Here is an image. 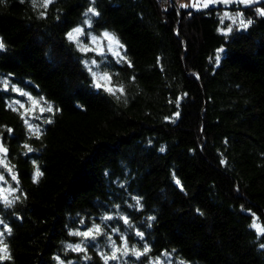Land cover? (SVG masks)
<instances>
[{
    "label": "trees",
    "instance_id": "trees-1",
    "mask_svg": "<svg viewBox=\"0 0 264 264\" xmlns=\"http://www.w3.org/2000/svg\"><path fill=\"white\" fill-rule=\"evenodd\" d=\"M41 3L0 0V82L10 85L0 83V144L17 186L11 205L0 203L11 229L0 264L79 260L70 233L106 221L120 228L121 217L153 258L264 264V234L250 226L255 218L264 227V0L179 12L171 0ZM90 7L99 14L85 16ZM225 13L252 23L240 28ZM85 21L123 45L127 62L103 66L123 95L94 89L67 39ZM12 85L53 107L38 133Z\"/></svg>",
    "mask_w": 264,
    "mask_h": 264
},
{
    "label": "rangeland",
    "instance_id": "rangeland-1",
    "mask_svg": "<svg viewBox=\"0 0 264 264\" xmlns=\"http://www.w3.org/2000/svg\"><path fill=\"white\" fill-rule=\"evenodd\" d=\"M166 1V0H165ZM262 0H258V2H260ZM257 2V3H258ZM194 3H203V0H178V6L180 8H191V9H195V10H204L207 9L209 7H213V6H231V5H243L239 2H233V3H229V4H224V3H216V4H211L209 5V7L204 8V7H192L191 5ZM181 5H189L188 7H181ZM82 29H84V35L80 37V41L93 49L97 48V45L93 44L91 41V37L95 36L98 39L99 42V47L101 49H103L102 52H98V51H89V52H81L78 48V50L84 54V58H85V66L87 64L86 69L88 70L90 76H91V80H92V84L94 89H103V88H97L94 86V81H93V76L91 74V72L89 71V68H91L93 71H96L98 74H104L106 72H104L103 70V66L109 62L110 60H114V61H122L120 57H124V48H116V51L119 52V56L114 55L111 51L108 50V41L102 38V34L104 32H100V33H96L93 30H91V26L90 23H84L83 26H78ZM75 44V43H74ZM121 44V43H120ZM75 46L77 47V45L75 44ZM95 61V64H93L92 62ZM23 91V90H21ZM25 92V91H23ZM17 93V92H16ZM27 93V92H26ZM18 95V99L16 100V104L18 106V109L20 112H24L26 113V118L28 119L29 123L33 126L34 129H39V123L41 122V118L42 115L47 112V111H40L41 108H46L49 104L43 102L40 99H35L38 101V107L33 109V105L31 103V101L28 99V96H23L20 95L19 93H17ZM30 96V94H29ZM33 98V97H32ZM34 99V98H33ZM19 102V103H17ZM20 104L24 105V108H20ZM28 109H32L31 112H27L26 110ZM33 132V131H31ZM0 158H4L1 154H0ZM4 163L8 165V167L11 168V166L7 163L6 159H4ZM12 169V168H11ZM0 175H3L4 179L0 180V193H2L3 196H6L8 200L13 201L14 199V194L17 191V186L15 187V183L16 180H13L12 176L14 175L13 171L9 172L3 165H0ZM14 191H11L13 190ZM5 190H9V191H5ZM1 204L5 203L0 200ZM1 221V220H0ZM122 224L120 225V228L118 227H114L111 226L110 224H108V222L106 221V228H102V232L100 235H97L95 237V239H85L82 236H77L78 238H80V245L81 247L84 249V251L82 252H77L76 253H80L81 258L79 260H73L72 262L69 263H65V264H95L94 259H93V255L97 256L98 258V264H105L104 259H102V254L108 255L110 256L112 254L113 251V242L115 243L116 247H121L123 244V241H127V244L129 246V249H131V247L135 246L136 249L138 251H143V246L141 244L142 239L141 237L137 236L136 233L137 231L134 230L132 228V225L129 223L125 224L124 220L122 219ZM94 224H91L88 228H84L85 231H87L88 229L92 228ZM140 225L143 226L145 225V223L140 222ZM6 231V227L3 223H0V232H3V239H4V233ZM123 237V240L121 239ZM99 238H101V240L99 241ZM136 238H140V241H136ZM142 247L141 249H139V247ZM90 247L93 249V251L96 253H94L91 250V253L89 251ZM89 253L91 254V258H89ZM2 254V253H0ZM119 256V259L117 260H109L108 264H155V261L157 259H159L160 264H188L180 259H178L177 257H175L173 255V253H161L160 256L153 258L151 257L149 254H147L146 256H141L139 258H137L135 255H132L131 252L129 251V253L127 255H120L119 253L117 254Z\"/></svg>",
    "mask_w": 264,
    "mask_h": 264
},
{
    "label": "snow or ice",
    "instance_id": "snow-or-ice-1",
    "mask_svg": "<svg viewBox=\"0 0 264 264\" xmlns=\"http://www.w3.org/2000/svg\"><path fill=\"white\" fill-rule=\"evenodd\" d=\"M54 0H42L41 3V7L43 8H47L49 4L53 3ZM233 2H239L241 4H244L245 6H251L255 3L258 2V0H203V3H194L191 6L192 7H204L207 8L209 7V5L211 4H216V3H224V4H229V3H233ZM34 6H35V0H34ZM189 5H181V7H188ZM257 12L259 15L264 16V9H257ZM89 13H91L93 16L98 15L99 13L96 12L95 8L90 7L87 12L85 13V16H87ZM41 15H43V13H41ZM225 17L232 19L233 23L235 24L237 22V20H239V27L240 28H247L252 21L251 20H247L245 21L242 18V13H237L235 17H229L228 13L224 14ZM86 23H88V21H86ZM221 23H223V18L221 19ZM222 33L224 35H227L229 32L232 31V28L229 26L226 30L225 29H221ZM84 35V29L80 28V27H76L74 28L72 31H70L69 33H67V39L73 43H75L77 45V48L81 51V52H89V51H98V52H102L103 49H101L99 47V42L97 37L93 36L91 37V41L93 44L97 45L96 49L90 48L86 45H84L81 41H80V37ZM102 38L108 41V50L111 51L114 55L119 56V52L116 51V48H123V45L120 44L119 40L113 35L110 34L108 32H104L102 34ZM5 45L3 43L2 40H0V51L4 50ZM224 52V49H217V54L215 56V61L217 64H219L220 59H221V53ZM121 60L127 62L126 57H120ZM93 64H95V61L92 62ZM129 66H131V64L129 63ZM87 67V64H86ZM89 71L91 72L92 76H93V81H94V86L97 88H103L105 91L109 92L112 95H116L117 93H119L120 95L124 94V88L122 85L120 86H115L112 84L111 82V76L107 73L104 74H98L96 71H93L91 68H89ZM3 84L5 90H7L10 85L8 81H2L0 82ZM11 90L14 92L19 93L20 95L23 96H28V99L31 101L32 105H33V109L38 107V101L33 99L31 96H29L28 93L21 91L19 88L15 87L14 85L11 86ZM43 99V98H41ZM179 99V98H178ZM19 103V102H17ZM178 103V100H177ZM8 107L12 110V111H17V108L14 107L12 104H9ZM20 108H24L23 104H20ZM27 112H31L32 109H28L26 110ZM40 111H47V112H52L53 111V107L51 105H48L46 108H41ZM21 119L24 121L25 125L28 127L29 131H33L38 133L39 129H34L33 126L29 123L28 119L26 118V113L21 112ZM178 115V114H177ZM49 123H51V121H48ZM8 132H11V129L7 130ZM37 138H39V136H37ZM25 148L27 149L28 152L33 151V149L31 147H29L28 145H25ZM161 151H163V148L161 149ZM0 152L4 153L5 156L4 158H0V165H3L9 172L12 171V169L10 167H8L7 164L4 163V159H6V154H7V149H5L3 147L2 144H0ZM42 175V173L39 172V169L36 170V173L34 175V182L35 180ZM13 180L16 179L15 175L12 176ZM4 177L3 175H0V180H3ZM176 183L179 185V181L177 180ZM5 191H9V190H5ZM11 191H14L11 190ZM133 199H136L137 204L139 205L140 201L139 198L137 197H133ZM0 200H2L6 205H11L12 201L8 200L6 196H3L2 193H0ZM112 219L111 216H104L102 217V220H110ZM121 219L124 220V223L127 224L129 223L128 219L126 217H121ZM149 219H154V217H149ZM0 223H3V221H0ZM252 228H254L258 234H264V227H262L260 225V223L257 221V219H253L252 224L250 225ZM6 231H8L9 233L11 232V229H7ZM102 232L101 226L98 224H94L92 228L88 229L85 232H74V233H70L71 235H77V236H82L85 239H95V237L97 235H100ZM137 236L141 237V239H143V233L141 232H137L136 233ZM123 240V237L121 238ZM69 248H71L73 251H77V252H82L84 251V249L81 247L80 244H77L75 246L73 245H68ZM113 251L112 254L110 256L102 254V259H104L105 264H108L109 260H117L119 259V256L117 255L118 253L120 255H127L129 253V251L131 252L132 255H135L137 258L141 257V256H146L149 252H150V248L145 245L143 247V251H138L136 249L135 246L131 247V249H129V246L127 244V241H123V244L121 247H116L115 243L113 242ZM262 247H264V245H262ZM0 260L3 259H9L10 257L7 254V245L4 243L3 240V232H0ZM57 259L59 260V258L57 257ZM62 264V262H61ZM155 264H160L159 259H157L155 261Z\"/></svg>",
    "mask_w": 264,
    "mask_h": 264
},
{
    "label": "water",
    "instance_id": "water-1",
    "mask_svg": "<svg viewBox=\"0 0 264 264\" xmlns=\"http://www.w3.org/2000/svg\"><path fill=\"white\" fill-rule=\"evenodd\" d=\"M165 1V0H162ZM172 5L174 6V8L179 12V6L178 4V0H171Z\"/></svg>",
    "mask_w": 264,
    "mask_h": 264
}]
</instances>
